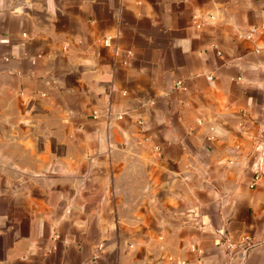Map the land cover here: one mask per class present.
I'll use <instances>...</instances> for the list:
<instances>
[{
	"label": "crops",
	"instance_id": "0c3cea01",
	"mask_svg": "<svg viewBox=\"0 0 264 264\" xmlns=\"http://www.w3.org/2000/svg\"><path fill=\"white\" fill-rule=\"evenodd\" d=\"M0 264H264V0H0Z\"/></svg>",
	"mask_w": 264,
	"mask_h": 264
},
{
	"label": "rangeland",
	"instance_id": "374dc122",
	"mask_svg": "<svg viewBox=\"0 0 264 264\" xmlns=\"http://www.w3.org/2000/svg\"><path fill=\"white\" fill-rule=\"evenodd\" d=\"M41 178L44 179V182H45L46 184L51 185V187L53 188V186H54V180H55L57 177H55V176L53 175L52 172H51V173L47 172L44 176H41ZM47 193H48V192H47ZM48 198H49L51 201H54V200L56 199L55 192H53V194L50 193L49 196H48ZM50 210L52 211L53 215H56V214H59V213H61V212H65V211L68 210V209H66V208H61V207H55V208H51Z\"/></svg>",
	"mask_w": 264,
	"mask_h": 264
},
{
	"label": "built area",
	"instance_id": "2783aa9c",
	"mask_svg": "<svg viewBox=\"0 0 264 264\" xmlns=\"http://www.w3.org/2000/svg\"><path fill=\"white\" fill-rule=\"evenodd\" d=\"M255 30H252L251 33H254ZM176 86L179 87L180 83H176ZM263 177L261 174H256L254 179H253V183L252 186H255L257 182H259L260 180H262ZM103 246L101 244L97 245L96 247V254H98L101 250H102Z\"/></svg>",
	"mask_w": 264,
	"mask_h": 264
}]
</instances>
